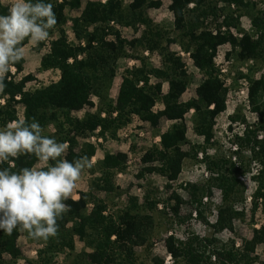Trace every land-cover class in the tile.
Returning a JSON list of instances; mask_svg holds the SVG:
<instances>
[{"label":"trees","instance_id":"trees-1","mask_svg":"<svg viewBox=\"0 0 264 264\" xmlns=\"http://www.w3.org/2000/svg\"><path fill=\"white\" fill-rule=\"evenodd\" d=\"M44 2L53 5L58 21L55 28L50 30V35L57 31L59 37L50 40L48 50L41 59L40 70L58 72L59 79L48 86L27 92L26 85L35 77L28 74L17 80L24 72V59L15 64V75L8 73L5 81L7 87L0 94V128L10 122L20 121L17 108L22 107L23 120L31 123L35 117L44 128V135L60 143L67 142L66 158L72 161L81 156L91 158L95 154V147L86 143L80 151H76L80 145L78 138H87L92 134L104 139L107 134L115 137L134 116L157 128L161 118L165 117L172 123L170 128L160 135L159 146L142 157L143 164L158 162L159 165L142 169L137 178L143 176L142 172L158 173L171 182L176 181L184 160H197L201 152L210 170L218 172L216 178L210 179L209 186L219 188L224 201V206L217 210L215 224L209 225L215 233L233 231L234 221L243 214L232 205L235 194L241 190L238 177L245 174L250 166L241 155L244 150H249L262 164V170L255 178L257 189L253 206L255 209L262 206L264 214V139L258 140L259 132L264 133V75L259 79L252 75L264 67V0H172L174 30L179 32L180 41L167 39V32H163L147 16L148 9L161 6L159 1L135 0L129 6H124L121 0H107L105 3L92 0ZM189 5H193V8L190 9ZM8 9L0 2V15H7ZM209 16H214L216 20L225 16L223 24L227 30L222 32V25H218V32L214 35L205 28ZM244 16L251 22V32L240 29V20ZM68 23H71L81 44L75 45L68 39L64 30ZM115 24L122 27L139 25L144 27V31L140 39L129 41L115 29ZM198 25H202L203 29L195 33ZM231 27H236L242 37L233 35L229 30ZM108 34L115 39L108 40ZM165 40L178 43L182 50L189 53L194 67L203 76L196 90L197 97L190 101L182 102L181 96L187 90L191 76L182 59L163 46ZM27 43L25 40L24 46ZM226 44L231 47V53L227 54L228 60L236 59L242 63L253 61L257 70L250 74H239L240 78L249 82V98L258 115V122L252 127L248 126L244 136L237 138L240 147L237 153L239 165L223 157L210 158L206 151L214 145L212 139L216 119L226 107L228 90L224 86L225 78L214 63L217 48ZM39 45V50L45 46L43 43ZM139 48L158 52L162 67L148 66L146 59L138 55ZM125 59L140 60L141 66L124 72L119 94L113 100L110 99V91L118 75L119 62ZM151 77L158 82L150 84ZM164 82L169 84L166 95L162 93ZM93 97L98 98L100 103L97 111L87 113L82 120L74 118V113L86 107H95ZM1 100H5L4 105ZM158 101L163 103L164 110L154 113L152 110ZM191 110H194V132L204 138L203 146L193 145L187 138L186 115ZM50 126L54 128L53 133H47ZM185 146H190L189 151L183 150ZM126 161V154L105 155L98 165L101 173L98 179L100 189L107 193L114 191L113 179L125 170ZM38 163L34 156H21L14 164L5 163L0 168L9 167L18 171ZM210 189L208 187L207 191ZM204 191L198 186L192 187L198 218L207 222L200 198ZM174 201L172 211L177 216L184 202L177 195H174ZM65 203L70 205L71 211L62 220H58L57 237L41 240L44 246L37 251L35 259H24L18 245L21 232L14 230L11 235H7L0 230V264H18L22 259L25 264H53L60 254L76 251V238L85 243L90 252L79 253L73 264H138L135 247L147 244L155 225L151 213L157 210L158 203L152 200L150 194H147L144 205H127L115 215H106L107 205L95 199L91 191L80 193L77 201L68 199ZM24 233L32 240L27 232ZM262 244L264 227L253 230L252 237L245 240L239 249L235 241L222 244L213 235L201 238L193 234L186 241L177 240L173 236L166 239L173 264H264L256 254L257 247ZM152 264H164V261L155 257Z\"/></svg>","mask_w":264,"mask_h":264},{"label":"rangeland","instance_id":"rangeland-1","mask_svg":"<svg viewBox=\"0 0 264 264\" xmlns=\"http://www.w3.org/2000/svg\"><path fill=\"white\" fill-rule=\"evenodd\" d=\"M105 3L107 0H92ZM124 6L131 5L135 0H121ZM155 2H161V6L157 9H148L147 16L151 19L155 25H157L163 32H167L165 37L167 39L179 40V32L174 30V14L171 8L172 0H154ZM256 2H262L263 0H253ZM1 4L5 7L11 6V0H0ZM220 6H222L220 4ZM192 9L193 5H189ZM234 9V8H233ZM224 17L222 16L218 20L214 16H209L205 21V28L209 29L214 35L218 32V25H222L221 31L225 32L227 28L224 26ZM118 30L124 39L132 41L134 39H140L144 27L136 25L135 27H122L118 24L113 25ZM190 26V25H189ZM203 29L202 25L194 30L195 33H199ZM240 29L246 32L252 31L251 22L248 17L244 16L240 20ZM64 30L68 36V39L75 45L81 44L76 38V34L71 27V23H68L64 27ZM94 29L92 28L91 31ZM236 37H242V34L238 33L236 27L229 29ZM109 35V34H108ZM59 33L56 31L50 35L47 41L41 42L45 46L39 50L40 45H32L27 43L25 45L24 56V72L17 77V80L22 76L31 74L35 77V80L29 82L26 85L25 91L30 92L36 89L50 85L52 82H56L59 79V73L53 71H41L40 62L48 50V45L51 39H57ZM108 40L115 39L113 35L107 37ZM84 46V43H82ZM163 46L169 48L170 51L176 53L186 65L188 75L191 76V82L187 90L181 96L182 102L190 101L197 97L196 90L201 83L203 76L199 70L194 67V63L190 58V54L182 50L178 43H172L165 40ZM231 51L229 44L219 46L216 51L214 63L219 69L222 76H224V86L228 92L225 101V110L216 119L214 137L212 139L213 146L207 148V155L210 158L223 157L227 160H232L233 163L240 164L238 152L240 147L238 145L237 138L244 136V133L248 126L252 127L258 122V115L254 112L252 103L249 98V82L245 78H240L239 74H250L256 70V64L253 61L237 62L236 59H229L227 54ZM138 55L141 58L146 59V63L150 67L160 68L162 67L161 57L158 52H150L142 48L138 49ZM231 53V52H230ZM118 75L114 81V85L110 91V99L116 100L119 94V89L122 83V76L126 70H131L134 67H140V60L125 59L119 62ZM12 75H15L16 69L12 67L10 70ZM257 79L264 75V67L257 73L252 74ZM158 80L151 77L150 84L157 83ZM169 92V84L163 83L162 93L166 95ZM92 101L95 104L94 108L86 107L80 112L73 114L74 118L84 119L87 113H95L97 108L100 107L98 98L93 97ZM1 104H5V100H1ZM212 108V107H211ZM19 119L23 120V108L18 107ZM164 110V105L161 101H158L153 108V112L157 113ZM105 116L104 114L102 115ZM171 122L165 117L161 118L159 126L154 128L149 122L142 121L138 116H134L131 122L122 127L113 137L110 134L106 135V138L98 137L96 134L89 135L87 138H78L79 147L76 151H80L86 144H91L95 147V154L90 158L91 168H87L83 171L81 180L78 182L79 187L75 190L72 200H79L80 193L92 192L95 199L104 202L108 210L106 215L113 213L115 215L119 210L124 209L127 205L142 206L145 203L147 194H150L152 200H155L157 204V210L151 214L155 218V225L153 234L147 244L139 247H135V251L138 258V264H152V259L158 257L164 261V264H173V257L166 245V239L168 237H175L177 240L186 241L191 235L195 234L201 238L212 237V235L222 244L230 241H235L236 248H242L245 240H248L253 235V230L261 229L264 227V214L263 207L259 206L257 209L253 206L254 194L257 189L256 176L262 170V164L256 158L254 154L249 150L242 152L243 159L249 163V167L245 174L239 178L241 190L235 194L234 208L238 212H243L240 219L234 221V230H224L221 233H215L214 229L210 225L215 224L217 220V210L224 206L222 200V191L216 186H209L210 179L216 178L218 172L210 170L208 163L203 161L202 153L200 152L197 160L185 159L182 165V171L176 181H169L166 177L159 175L158 173L147 174L143 173V176L137 178L141 174V170L149 167H158L159 163L153 164L142 163V157L155 146H159L161 141L160 135L165 133L171 126ZM187 126V138L193 145H204V138L199 137L194 132V110H191L186 115ZM99 131V130H98ZM97 131V132H98ZM54 128L50 126L47 129V133H53ZM258 140L264 139V133L259 132ZM190 146L183 147L184 151H189ZM119 153L127 155L126 168L123 172L116 174L113 179L114 191L106 192L99 188L98 179L101 176L99 172V163L105 157V155ZM36 167H44L39 162ZM198 186L203 188L204 194L200 195L204 207L202 208L203 214L207 219L204 222L198 218V210L193 203L192 187ZM210 187V191L207 188ZM174 195L182 198L183 204L180 207L179 214L176 216L172 211V207L175 205ZM92 207V205H90ZM210 223V225H209ZM76 251L71 253L66 251L65 254H60L56 257L53 264H73L77 256L82 251L90 252L86 248L85 243L76 238ZM18 245L20 246L24 259H35L37 257V251L44 245L41 240H30L26 237L24 232L18 239ZM256 254L259 256L261 263H264V244L257 247ZM22 259L18 264H25V260Z\"/></svg>","mask_w":264,"mask_h":264},{"label":"clouds","instance_id":"clouds-1","mask_svg":"<svg viewBox=\"0 0 264 264\" xmlns=\"http://www.w3.org/2000/svg\"><path fill=\"white\" fill-rule=\"evenodd\" d=\"M53 5L44 0H11L7 15H0V94L12 67L25 56V40L32 45L50 38L57 25ZM44 133L40 123L20 120L0 128V165L34 156L44 167L0 168V230L27 232L35 240L57 237L58 220L71 211L65 203L79 187L82 173L91 168L88 156L68 160L67 142Z\"/></svg>","mask_w":264,"mask_h":264}]
</instances>
